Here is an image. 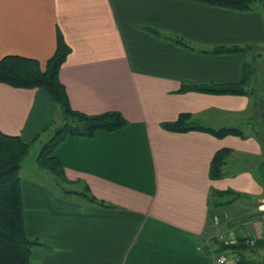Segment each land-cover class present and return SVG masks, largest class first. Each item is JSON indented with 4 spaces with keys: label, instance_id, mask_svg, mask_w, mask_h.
Here are the masks:
<instances>
[{
    "label": "crops",
    "instance_id": "0c3cea01",
    "mask_svg": "<svg viewBox=\"0 0 264 264\" xmlns=\"http://www.w3.org/2000/svg\"><path fill=\"white\" fill-rule=\"evenodd\" d=\"M149 28L182 37L196 49ZM61 35L71 52L59 76L72 108L90 115L118 111L128 124L91 138L68 136L55 150L67 177L84 181L110 205L60 197L42 180L35 160L34 174L23 175L21 168L26 233L40 241L30 264H219L205 249L211 238L241 230L262 239V219H247L250 210L243 208L258 199L264 217V147L242 129L250 97L179 89L184 83L240 81L249 52L205 50L264 48V7L243 11L194 0H0V59L30 57L44 69ZM181 113L199 126L239 128L246 137L162 126ZM58 115L44 88L0 82L1 131L25 141L39 136L37 142ZM220 149L230 153L224 175L213 179L211 162ZM251 159H261L257 173L251 166L233 170ZM213 188L250 197L225 205L221 213L232 216L215 225ZM238 205L242 209L235 213Z\"/></svg>",
    "mask_w": 264,
    "mask_h": 264
},
{
    "label": "trees",
    "instance_id": "16d2710c",
    "mask_svg": "<svg viewBox=\"0 0 264 264\" xmlns=\"http://www.w3.org/2000/svg\"><path fill=\"white\" fill-rule=\"evenodd\" d=\"M194 1L243 11L254 10L260 5L264 7V0ZM149 30L188 49H196L192 43L182 37L163 33L154 28H149ZM254 47L253 45L215 46L205 51L210 53L251 52ZM70 52V46L61 35L59 36L57 49L47 61L44 69L37 59L20 55H7L0 59V82L14 87H38L48 91L55 104L59 107L63 118L61 124L55 127L49 139L39 149L35 158L38 168L44 172V177L48 180V184L53 186L60 197L107 206L110 204L97 198L84 181L71 180L67 177L63 164L55 155V150L68 136L91 138L99 130L113 131L126 126L128 121L118 111H107L90 115L72 108L65 85L59 76L60 68ZM258 56H260L259 53L253 54L252 60L245 63L242 78L238 82L223 84L184 83L181 85L179 92L197 91L250 96L256 91L252 79L255 77L257 70L255 62ZM190 118V114L181 113L177 120L164 122L162 126L172 131L200 129L208 131L219 138L229 134L246 137L239 128H207L191 122ZM38 137L32 141H25L20 135H11L0 130V264H30L32 250L36 245L40 244L39 240L28 237L26 233L21 176L23 161L29 155ZM229 153V149H220L215 154L211 162V178L218 179L224 175L223 166ZM209 197L212 217L219 215L222 218L224 212L221 213V211L225 205L250 196L233 189L220 190L213 188ZM262 214L263 212L259 211L257 215L262 218ZM229 231L234 232L232 230ZM235 234L238 236L237 244L225 245L217 236L210 239L211 244L215 245L216 248L213 250L205 248L206 251L216 256L226 252L236 259V264H264V260L248 259L245 256V252L249 249L254 250L264 247V237L256 240L254 245H248L246 239L249 235ZM249 237L252 236L250 235Z\"/></svg>",
    "mask_w": 264,
    "mask_h": 264
},
{
    "label": "rangeland",
    "instance_id": "374dc122",
    "mask_svg": "<svg viewBox=\"0 0 264 264\" xmlns=\"http://www.w3.org/2000/svg\"><path fill=\"white\" fill-rule=\"evenodd\" d=\"M263 4H264V2H263ZM260 6H262V5H260ZM249 53L250 54L247 58L248 61L252 60L253 54L259 53L260 56H258L256 59L255 66H256L257 70L255 73V77L252 79L253 86H255L256 91L252 95L249 96L250 97V107H249V111L247 113H245L244 116L242 117V118H244V120H243L244 124H243L242 129L245 131L246 134L249 133L251 135L256 136L260 141H262V145L264 147V48H261V46L256 45L253 48V50ZM62 118H63V116H62V113L60 112V109H59V115H58V118H57L55 124L53 125V127H51V129L47 133H45L42 137H40V139L33 146L29 155L24 159L23 166H24V168L25 167H27V168L22 169L23 175L24 174L25 175H31V174L35 173V170L33 171V168H32V166L34 165L35 157L37 156L38 151L41 148V146L49 139V137L53 133L55 127H57L58 125L61 124ZM247 123H249L250 125L248 124L249 125L248 126ZM263 153H264V151H263ZM257 160H258L257 162L254 159H251L250 161L249 160H242V161H240V163H237L235 165V168H233V170H238V169L247 168V167L251 166V168L257 173L256 167L258 166V163L261 159L260 160L257 159ZM45 178L46 177L42 178V180L44 182L48 183L47 182L48 180ZM262 181H263V178H262ZM238 202H242V200H240ZM254 202H256V205L253 204ZM260 203H261L260 200L256 199V201L248 202L247 203L248 205H246V207H243L244 209L248 208L250 210L246 215L247 219L250 220L253 217H258V215L255 214V210L259 211L258 207H259ZM241 207H242L241 205H238L236 207V209L234 210L235 213L236 212L238 213L242 209ZM227 213L229 214L228 218L230 219L232 216L230 214V211ZM261 219H262V222L264 223V217H262ZM233 231L235 233H238V234L241 233V230H233ZM262 232H263V237H264V228H262ZM245 256L248 259H258V260L263 261L264 260V247L256 248L254 250L249 249L245 252Z\"/></svg>",
    "mask_w": 264,
    "mask_h": 264
},
{
    "label": "built area",
    "instance_id": "2783aa9c",
    "mask_svg": "<svg viewBox=\"0 0 264 264\" xmlns=\"http://www.w3.org/2000/svg\"><path fill=\"white\" fill-rule=\"evenodd\" d=\"M262 210H264V204L261 205ZM229 214L227 212L224 213V218L229 219ZM213 221L215 225H219L222 221L221 217L219 215L214 216ZM246 235H249L246 233ZM250 236V235H249ZM246 239V243L248 245H254L256 242V239L254 237H249ZM219 240L224 243L225 245H235L238 243V236L231 231H227L219 236ZM216 246L211 244L210 250L215 249ZM218 262L219 264H236V259L234 257H231L228 253L224 252L219 254L218 256Z\"/></svg>",
    "mask_w": 264,
    "mask_h": 264
}]
</instances>
